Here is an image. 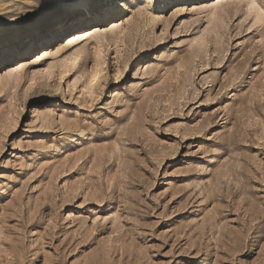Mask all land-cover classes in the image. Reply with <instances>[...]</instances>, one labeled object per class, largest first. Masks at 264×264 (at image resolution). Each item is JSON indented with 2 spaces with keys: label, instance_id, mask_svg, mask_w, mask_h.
Wrapping results in <instances>:
<instances>
[{
  "label": "rangeland",
  "instance_id": "obj_1",
  "mask_svg": "<svg viewBox=\"0 0 264 264\" xmlns=\"http://www.w3.org/2000/svg\"><path fill=\"white\" fill-rule=\"evenodd\" d=\"M165 1L0 0V264H264V0Z\"/></svg>",
  "mask_w": 264,
  "mask_h": 264
},
{
  "label": "bare ground",
  "instance_id": "obj_2",
  "mask_svg": "<svg viewBox=\"0 0 264 264\" xmlns=\"http://www.w3.org/2000/svg\"><path fill=\"white\" fill-rule=\"evenodd\" d=\"M183 1L184 0H166L162 6L167 8V7H170L174 4H177V3L183 2ZM162 6L159 7V9H160L159 12H163L165 10V8H161ZM74 8L85 9L86 13H87L86 18L90 17V19H87L89 21H92L94 19H98V18H100V16H102V17L107 16L108 13H110L112 10L118 12V11H123L125 9L124 2L118 3L116 6H112L110 1L105 2L98 9L93 10L91 13H90V11L87 10L85 3L83 1L77 3ZM75 25L76 24H74V21H69V23L67 22L66 24L62 25V21H61L60 24L57 25V27L60 26V31H61V30H63V26H64V28H69V27H73ZM34 28H35V26L31 27L30 29H34ZM24 34L25 33L23 30L7 32L6 34L0 36V47H2L3 45H5L11 41H15L17 38L23 36Z\"/></svg>",
  "mask_w": 264,
  "mask_h": 264
}]
</instances>
